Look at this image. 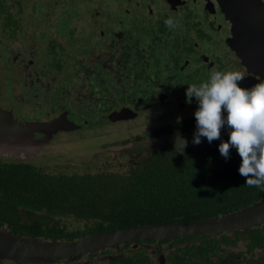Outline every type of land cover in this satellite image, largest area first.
<instances>
[{
  "label": "flooded vegetation",
  "instance_id": "1",
  "mask_svg": "<svg viewBox=\"0 0 264 264\" xmlns=\"http://www.w3.org/2000/svg\"><path fill=\"white\" fill-rule=\"evenodd\" d=\"M252 1L259 2H254L257 7L264 4ZM230 2L0 0V107L24 124L60 122L64 128L54 138L110 127L119 134L154 128L163 111L183 102L187 87L207 81L213 69L246 70L240 86L250 89L264 81V51L253 59L243 54L245 42H235L241 18L234 27L220 7L224 3L233 11ZM169 17L180 27L167 28L164 21ZM246 23L255 35L264 29L259 13L258 20ZM224 128L222 137L231 131ZM247 229L264 235V223ZM237 231L241 230L161 244L126 243L52 264H89L81 260L108 250L132 251L131 256L115 258L133 256L136 261L139 256L137 264H264V241L255 246L251 236ZM203 242L209 247L201 248ZM242 244L245 251L240 250ZM0 264L18 263L0 259Z\"/></svg>",
  "mask_w": 264,
  "mask_h": 264
},
{
  "label": "trees",
  "instance_id": "2",
  "mask_svg": "<svg viewBox=\"0 0 264 264\" xmlns=\"http://www.w3.org/2000/svg\"><path fill=\"white\" fill-rule=\"evenodd\" d=\"M196 131L195 117L158 127L148 133L152 142L180 133L193 138L181 145L155 142L147 149L128 147L143 138L124 140V131L112 137L124 147L114 159L103 151L95 166L59 172L37 167L32 159L0 158V229L37 241L71 242L117 229L220 217L264 200V191L247 187L239 174L237 150L232 148L227 160L220 154L229 133L212 143L202 137L197 145ZM237 233L251 236L255 246L264 241L259 230ZM110 259L109 264L141 261Z\"/></svg>",
  "mask_w": 264,
  "mask_h": 264
},
{
  "label": "water",
  "instance_id": "3",
  "mask_svg": "<svg viewBox=\"0 0 264 264\" xmlns=\"http://www.w3.org/2000/svg\"><path fill=\"white\" fill-rule=\"evenodd\" d=\"M254 2L255 1L252 0H233V2H230L232 3L233 11L228 8L226 9L224 3L223 7L220 5L222 11H224L227 17L232 20V23L234 22V27H236L235 21L241 18L239 26H237L239 29H236L237 36L235 42H239L240 44L245 42L243 44V54L246 55V58L250 56L252 59L255 58L259 51H264V42L262 40H257L258 37L264 39V29L263 31H260V35L258 32V35H255V30L248 27L246 23L248 19H254L255 21L258 20V13L261 19L264 18V4H262L261 1L257 7L255 3L259 2ZM242 20H244V23H241ZM254 36H257L256 39ZM249 42H251V44ZM63 128L64 126H62L60 122L49 124H24L17 121L11 113L4 111L0 107V139H3L7 144L11 142V137L18 135H42L52 138L55 132ZM44 144L45 143H41L37 145L35 141H30L26 143L22 149L26 148V151H32L34 149L40 150ZM28 157L29 159H33L35 155L32 152H29ZM20 161H22V159ZM263 223L264 200L259 201L250 207L220 217L182 223L157 224L117 229L87 236L83 239L71 242H51L25 239L11 234L6 229H0V259L13 260L18 264H52L55 263L57 259L68 258L74 260L80 258L82 255L111 249L126 243L155 241L158 244H161L163 240L242 230L254 226H260Z\"/></svg>",
  "mask_w": 264,
  "mask_h": 264
},
{
  "label": "clouds",
  "instance_id": "4",
  "mask_svg": "<svg viewBox=\"0 0 264 264\" xmlns=\"http://www.w3.org/2000/svg\"><path fill=\"white\" fill-rule=\"evenodd\" d=\"M164 23L170 30L180 27L171 17ZM246 75V70L213 69L207 81L187 87V102L193 97L198 102L193 143L200 144L202 137L209 143L220 139L227 125L229 140L219 145L220 154L227 160L235 148L242 160L239 174L246 178L245 185L264 191V81L243 88L240 83Z\"/></svg>",
  "mask_w": 264,
  "mask_h": 264
},
{
  "label": "rangeland",
  "instance_id": "5",
  "mask_svg": "<svg viewBox=\"0 0 264 264\" xmlns=\"http://www.w3.org/2000/svg\"><path fill=\"white\" fill-rule=\"evenodd\" d=\"M202 81V80H201ZM198 83V82H197ZM174 95H178L175 93ZM186 95V94H182ZM21 99V98H19ZM19 104V103H15ZM198 102L192 98L191 103L187 102V96L184 97L183 102H176L172 106L167 107L163 111V119L161 122H157L152 127H139L134 131L127 132L128 134L124 136V140H134L139 136H143V141L140 144H129L131 148L143 146L146 149L155 142H169L171 144L181 145L186 141H191L192 136L188 134L175 135L173 137H162L161 140H156L152 142L148 138V133L158 127H164L172 122H180L187 118L195 117L194 113L197 110ZM227 115V114H226ZM225 115V117H226ZM224 130L227 128H223ZM103 131V132H102ZM116 128L110 127L98 132L86 130L82 134L80 132H74L72 134L62 135L57 138H49L42 135H18L11 137V142L7 144L3 139H0V158L7 159L10 161H30L28 154L32 152L35 157L32 159L36 163L37 167H43L46 171L59 172L74 168H84L86 165L95 166L100 162L96 158L98 153L103 151L109 153L111 160L116 157L119 153H123L121 146V139H113L115 136ZM191 139V140H190ZM184 140V141H182ZM35 141L37 145L45 143L43 147L39 149H34L32 151H26V148L22 149L23 146L30 142ZM181 141V142H179ZM185 142V143H186ZM99 145L97 146V144ZM129 148V149H131ZM39 151V152H37ZM103 158V157H102ZM123 160V159H121ZM139 248H143L140 246ZM240 250L245 251L247 248L242 244ZM133 254L132 251L122 252H112L110 254H98L87 260L83 259L81 262H90L89 264H106L107 259L118 257L120 255ZM258 257V256H257ZM60 264H67L66 262H60Z\"/></svg>",
  "mask_w": 264,
  "mask_h": 264
}]
</instances>
